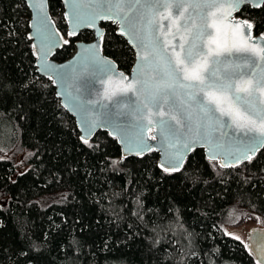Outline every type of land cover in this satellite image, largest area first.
I'll use <instances>...</instances> for the list:
<instances>
[{
  "label": "trees",
  "instance_id": "16d2710c",
  "mask_svg": "<svg viewBox=\"0 0 264 264\" xmlns=\"http://www.w3.org/2000/svg\"><path fill=\"white\" fill-rule=\"evenodd\" d=\"M49 6L68 41L63 61L93 33L69 37L62 0ZM240 16L264 31V6ZM30 18L25 0H0V264H257L228 228L264 225V149L230 169L197 149L170 173L156 151L124 159L108 132L85 144L37 70ZM104 28L105 54L130 72L132 48Z\"/></svg>",
  "mask_w": 264,
  "mask_h": 264
},
{
  "label": "water",
  "instance_id": "95a60500",
  "mask_svg": "<svg viewBox=\"0 0 264 264\" xmlns=\"http://www.w3.org/2000/svg\"><path fill=\"white\" fill-rule=\"evenodd\" d=\"M89 2L62 0L68 33L75 32V35L68 36L78 38L82 32L90 31L93 39L78 40L74 54L59 61L55 56L64 47L66 37L51 14L49 0H25L31 15L29 38L34 46L37 70L41 76L53 81L57 97L76 121L80 138L84 136L89 142L97 133L108 132L118 140L124 159L143 158L151 151H156L159 168L163 171L168 168L167 172L170 173L181 172L189 156L197 149H203L207 159L223 169L236 168L249 162H238L236 159L240 156L236 149L242 147V142L247 139L244 130L237 129L232 117L223 115L221 109L235 107L247 115L252 114L246 112L244 104L235 100L236 94L231 90L220 91L208 85L260 80L264 76V61L251 53L224 51L221 55L209 57V69L214 75L203 73L204 84L185 79L186 73L181 69L186 68L188 75L195 74L202 66L203 57L210 46L216 49L219 45L220 50H223L241 43L234 22L247 20L240 16L246 6L257 7L242 4L239 10L231 11L227 7H218L219 4L227 5L228 0H208L210 6L200 9L183 11L173 8L171 19H164L168 11L163 8L138 7L130 13L136 21V34L132 36L121 34L122 25L117 17L96 19L93 26H87L93 12V8L86 6ZM141 2L147 5L154 4L156 0ZM229 11L231 16L227 15ZM179 12L191 19H180ZM107 22L117 26L118 35L126 40L135 54L134 66L128 73L121 70L117 62L104 52V23ZM177 23L180 24L179 30ZM185 23L190 31L184 30ZM124 27L128 31L127 25ZM98 32L103 34L102 40L98 38ZM201 32H204L202 37L199 35ZM245 35L252 37L249 43L264 47V39L260 38L264 31L255 34L253 27L250 32L245 30ZM93 44H97L94 49L91 48ZM181 44L184 46L183 52ZM189 50L193 54L191 60L185 59V65H178L177 53L186 57ZM129 85L135 91H126ZM108 94L112 95L111 100L106 99ZM238 94L247 98L245 93ZM154 100L159 101V104L153 103ZM251 100L258 108L264 101V94L257 92ZM144 104L148 105L146 109ZM160 113L168 115L161 116ZM173 116L176 120L171 119ZM252 118L258 119L254 115ZM161 120L175 130V135L163 140V144V138L159 135ZM86 121L94 126L90 127ZM141 134L146 139V145L137 143V137ZM153 136L157 139H152ZM184 143L189 144V148L183 149V159L178 170H174L176 161L172 157L177 150L182 149ZM263 149L264 145L258 144L254 158ZM239 229L229 227L228 231L235 235ZM244 236L255 262L264 264V225L251 226Z\"/></svg>",
  "mask_w": 264,
  "mask_h": 264
},
{
  "label": "snow or ice",
  "instance_id": "6c2138e0",
  "mask_svg": "<svg viewBox=\"0 0 264 264\" xmlns=\"http://www.w3.org/2000/svg\"><path fill=\"white\" fill-rule=\"evenodd\" d=\"M242 4H251L253 7H261L264 4V0H228L227 5L219 4L218 7L224 8L227 7L231 11L239 10V6ZM88 7L93 8L92 12V19L89 21L87 26H93L96 19H113V17H117L121 22V34L123 35H132L135 36L136 34V21L130 16V13L137 9L138 7H146L148 9L154 8H163L164 10L168 11V16H165L164 19H171L172 18V9H183V11H187L189 8L191 9H200L201 7L210 6L208 4V0H156L154 4H142L141 0H90ZM127 7V11L125 10ZM231 11L227 13L228 16H231ZM123 14V15H121ZM214 15V14H213ZM178 16L180 19L185 21L190 20V17H184L183 12H179ZM142 18V17H141ZM115 22V20H114ZM151 23V21H149ZM124 25H127L128 31H125ZM193 26H195L193 22ZM215 26V25H213ZM234 26L236 29L239 30V34L241 36V43L234 44L230 48H224L220 50L219 45H217L216 49H213L211 46L209 47L208 53L203 57V64L200 67L199 71L195 74L188 75L187 69L182 68L181 70L185 71V79L196 80L199 81L200 84H204L205 77L203 73H209V75H214V73L210 72L209 64L211 63L209 57L218 56L223 54L224 51L226 52H241V53H251L252 55H258L261 61H264V47H256L253 44L249 43L252 39L250 35H245V30H250L254 27V23L250 22L249 20H242V21H235ZM207 27V25H205ZM180 24L177 23V30H179ZM185 31H190L187 27V23L184 25ZM69 36L75 35V32H69ZM98 38L102 40L103 34L98 32ZM202 37L204 32L199 33ZM210 35V34H209ZM264 39V35L260 37ZM131 42V41H130ZM65 44L68 43L67 40L64 41ZM212 43H216L212 41ZM54 46V45H53ZM97 44L91 45V48H96ZM183 44L180 45L181 52H183ZM194 47V45H193ZM192 51L189 50L186 57H181L180 53H177V64L180 66L185 65V59L191 60L192 58ZM138 59H143V57H138ZM254 75V74H253ZM209 88L215 87L220 91L231 90L235 93V100L241 102L246 106V112L251 113L252 115L258 117V119H253L252 115H247L245 112H241L239 108H230L228 110L221 109L223 115L231 116L233 122L237 129L244 130V135L247 137L245 141L242 142V147L237 148L236 151L240 152V156L236 157L237 161L240 160H247L251 162L254 158L255 152L258 150V144L264 145V101H261L260 106L257 108L255 105L252 104L251 98L259 92L264 94V76L261 77L260 80L253 81V80H245L241 81L239 84L229 81L228 83H216V84H209ZM126 91H135L132 85H129ZM238 93H245L246 97L240 96ZM209 95H212L209 93ZM106 99L111 100L112 95H106ZM216 98H214L215 101ZM88 103H91L89 101ZM153 103L159 104V101L154 100ZM143 107L146 109L148 107L147 104H144ZM139 111V109H137ZM161 116L168 115L167 113H160ZM172 120H176V117H171ZM89 126H94L90 122ZM177 124L180 122L177 120ZM159 135L162 137L161 143L163 144V140L168 139L170 136L175 135V130L170 129L167 126V122L161 120L159 122ZM249 133H257L258 135L249 136ZM152 139H157L156 136H153ZM81 140L87 144L88 140L81 136ZM137 143L139 145H146V139L141 134L137 137ZM189 144L184 143L182 145V149L177 150L176 154L172 159L176 161V166L174 170H178L179 164L183 159V149H188ZM141 154V153H138ZM167 155V153H166ZM228 166V165H222ZM164 171H168V168H165ZM236 239H240L238 236Z\"/></svg>",
  "mask_w": 264,
  "mask_h": 264
},
{
  "label": "rangeland",
  "instance_id": "374dc122",
  "mask_svg": "<svg viewBox=\"0 0 264 264\" xmlns=\"http://www.w3.org/2000/svg\"><path fill=\"white\" fill-rule=\"evenodd\" d=\"M61 198V193H53V194H46L43 197H41V201L43 202V205L51 203L52 201L58 200ZM253 225H246V230H248ZM242 230V229H241ZM246 232V231H245ZM244 231H238V233H235L236 236L245 238Z\"/></svg>",
  "mask_w": 264,
  "mask_h": 264
}]
</instances>
